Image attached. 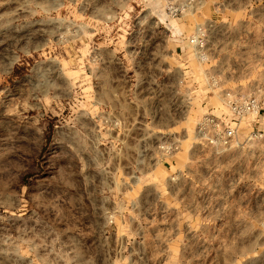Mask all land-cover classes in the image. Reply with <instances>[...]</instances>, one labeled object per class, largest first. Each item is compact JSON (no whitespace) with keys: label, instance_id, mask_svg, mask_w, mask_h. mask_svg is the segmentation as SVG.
Instances as JSON below:
<instances>
[{"label":"rangeland","instance_id":"obj_1","mask_svg":"<svg viewBox=\"0 0 264 264\" xmlns=\"http://www.w3.org/2000/svg\"><path fill=\"white\" fill-rule=\"evenodd\" d=\"M206 32V61L188 42ZM264 0H0V264H264Z\"/></svg>","mask_w":264,"mask_h":264},{"label":"built area","instance_id":"obj_2","mask_svg":"<svg viewBox=\"0 0 264 264\" xmlns=\"http://www.w3.org/2000/svg\"><path fill=\"white\" fill-rule=\"evenodd\" d=\"M198 52L196 56L206 61V32L198 27L188 39ZM213 91L220 90V114L208 113L197 123L196 134L201 143L210 147H230L238 144L241 138L246 141L264 138V102L255 94H241L236 90H223L217 79L212 78Z\"/></svg>","mask_w":264,"mask_h":264}]
</instances>
